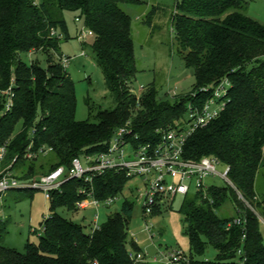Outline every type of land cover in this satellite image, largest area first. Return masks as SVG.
<instances>
[{
    "label": "trees",
    "instance_id": "trees-1",
    "mask_svg": "<svg viewBox=\"0 0 264 264\" xmlns=\"http://www.w3.org/2000/svg\"><path fill=\"white\" fill-rule=\"evenodd\" d=\"M0 0V92L15 82L14 105L4 112L0 99V145L8 144L5 165H12L21 180L40 176L37 159L28 160L30 131L36 129L34 148L45 146L53 163L43 174L59 166L70 168L73 159L107 151L117 129L133 119L144 141L157 138L185 115L190 94L171 102L158 98L154 85L143 94L138 107L131 82L137 74L132 16L124 9L143 0ZM251 0H177L173 29L185 65L193 68L196 83L192 91L219 82H232L230 102L222 115L209 126L197 130L187 141L184 157L199 160L216 156L231 168L236 189L212 186L214 202L199 193L184 197L181 213L190 237L191 264H239L242 247L245 264H264V192L257 193L258 174L264 170V24L245 13ZM78 12L86 27L94 32L92 43L96 64L101 68L106 88L115 106L99 109L90 105L95 120L76 118V85L67 69L53 62L50 48L59 50L52 29L67 31L65 13ZM48 54L47 67L31 64L22 56L32 49ZM199 97L207 99V95ZM21 131L14 135L16 126ZM17 158V159H16ZM16 159V160H15ZM131 179L125 173L107 172L94 179L95 196L100 201L116 197ZM84 180L73 178L55 191L50 217L37 244L28 242L25 252L4 245L8 234L0 220V264H151L135 262L129 255V226L134 205L126 200L121 211L109 216L95 232L58 212L77 210L83 199L79 192ZM20 191H29L20 190ZM228 198L238 207L236 217H222L220 210ZM245 235V241L242 239ZM217 250L215 261L203 260L207 245Z\"/></svg>",
    "mask_w": 264,
    "mask_h": 264
},
{
    "label": "rangeland",
    "instance_id": "rangeland-1",
    "mask_svg": "<svg viewBox=\"0 0 264 264\" xmlns=\"http://www.w3.org/2000/svg\"><path fill=\"white\" fill-rule=\"evenodd\" d=\"M36 3L38 0L35 1ZM177 0H143L142 3H129L124 9L132 16L133 37L135 55L137 62V74L131 82L132 92L139 95L144 87L145 91L149 86L154 85L158 98L174 102V98L168 94L170 88L178 87L181 95L189 94L196 83L193 68L187 67L179 53L176 34L173 29V16L177 12ZM247 15L264 24V0H251L244 10ZM80 21H77V18ZM67 31L60 30L59 50L49 49L50 58L58 62L63 55L73 57L67 72L76 85L77 111L76 118L79 121L88 119L95 120L90 115V105L95 106V113L99 109L113 108L115 104L109 94L101 68L96 64L92 43L93 37H88L84 42L78 40V35L83 28L87 29L84 20L78 12L68 11L65 13ZM85 56H80L82 51ZM33 53V54H32ZM48 53L42 48L32 49L22 58L31 64L39 61L41 66L47 67ZM22 123L16 126L15 134L21 131ZM32 131H30L31 134ZM36 167L40 174L47 170L53 163V154H43L37 159ZM224 165H219L218 172H223ZM209 186H224L230 188L220 176L209 177L206 181ZM85 184V183H84ZM144 189L145 186L139 179L130 180L122 193L117 195L111 205H105L104 201L100 208L94 206L86 210H68L65 207L59 208L58 212L66 218L83 225L85 232H91L90 223L99 213L100 225L107 222L110 215L121 211L126 200L134 205V214L129 226V241L134 242L132 233L135 234L137 245L142 251L155 252L156 246L162 249L181 248L187 254H191L190 237L185 232L183 223L184 215L181 209L184 205V197L179 195L174 200L171 208L164 210L161 214L155 215L151 220L155 226L153 241L149 239L148 233L143 231L144 209L142 203L137 200L136 186ZM264 192V170L258 174L257 193ZM51 200L45 197L41 190H20L9 191L0 200V220L8 230L4 238V245L25 252L28 242L37 244L40 242V232L45 226L46 217L50 215ZM222 217H237V204L228 198L220 210ZM261 232L264 238V219L261 218ZM39 230V232H35ZM43 233V232H42ZM93 233V232H92ZM155 244V245H154ZM137 251L131 244L129 252ZM217 250L212 245H207L206 253L201 257L203 260L215 261Z\"/></svg>",
    "mask_w": 264,
    "mask_h": 264
},
{
    "label": "built area",
    "instance_id": "built-area-1",
    "mask_svg": "<svg viewBox=\"0 0 264 264\" xmlns=\"http://www.w3.org/2000/svg\"><path fill=\"white\" fill-rule=\"evenodd\" d=\"M80 21V18H77ZM51 36L60 38L58 29H52ZM94 32L87 27L83 28L78 35V40L82 43L86 38L93 37ZM33 54V53H32ZM83 50L80 56H85ZM73 57L63 55L59 62L64 68H68ZM15 82L0 92V99L4 100V112L12 110L15 97ZM178 87L169 90L168 94L174 99L182 96L178 93ZM232 82L228 76L219 82L201 87L198 91H191L190 100L186 105V112L179 121L165 129H158L157 138L144 141L134 126L133 119H129L121 125L115 132L107 151L96 154H85L73 159L72 166L67 168L59 166L48 174H43L32 180H21L16 172L12 170V165H5L9 147L8 144L0 145V200L11 190H41L48 200L52 199L55 191L62 192V186L73 178L83 179L85 187L79 192L84 196L77 202V208L86 210L91 206L98 209L103 201L95 196L94 179L107 172L125 173L127 177L139 179L145 186L144 189L136 186L137 200L144 209L143 231L148 233L149 239L153 241L155 236V226L151 221L155 215L161 214L164 210L171 208L177 196L188 195L189 193H199L203 199H208L211 203L210 189L206 181L209 177L220 176L231 187L236 189L240 199L244 200L242 193L236 188L230 179L231 168L224 165L223 172H218L219 165H223L216 156H204L199 160H189L184 157L185 145L188 139L199 129L209 126L217 120L226 110L230 102V89ZM145 91L143 87L139 95H136L138 107L141 105V93ZM207 95V99L199 97ZM36 129L32 130L29 139L30 144L25 153L28 160L38 159L43 154L50 151L41 146L35 149ZM17 159V158H16ZM15 159V160H16ZM115 197L104 200L105 205H111ZM50 215L46 217L48 219ZM99 213L95 214L90 226L91 232L101 228ZM242 220L236 217L233 224H241ZM39 232V230H35ZM43 232V233H42ZM45 226L40 235L44 234ZM132 238L136 242L135 234ZM245 241V235L242 239ZM155 245V244H154ZM155 252L135 251L129 252L135 262H148L151 264H191V257L181 248L162 249L156 246ZM238 255L243 257L239 264H245L247 257L241 247Z\"/></svg>",
    "mask_w": 264,
    "mask_h": 264
},
{
    "label": "crops",
    "instance_id": "crops-1",
    "mask_svg": "<svg viewBox=\"0 0 264 264\" xmlns=\"http://www.w3.org/2000/svg\"><path fill=\"white\" fill-rule=\"evenodd\" d=\"M161 99V98H160ZM165 100V99H164ZM0 169H1V167H0Z\"/></svg>",
    "mask_w": 264,
    "mask_h": 264
}]
</instances>
